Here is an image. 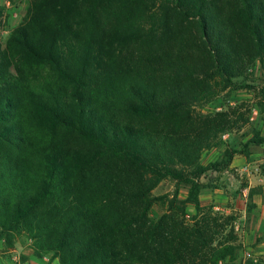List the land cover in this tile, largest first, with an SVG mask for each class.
Listing matches in <instances>:
<instances>
[{"label": "trees", "instance_id": "16d2710c", "mask_svg": "<svg viewBox=\"0 0 264 264\" xmlns=\"http://www.w3.org/2000/svg\"><path fill=\"white\" fill-rule=\"evenodd\" d=\"M256 66L264 0H27L0 32L5 248L24 239L59 264H233L238 217L199 195L236 151L200 161L247 120L202 110ZM166 180L174 190L154 195Z\"/></svg>", "mask_w": 264, "mask_h": 264}, {"label": "rangeland", "instance_id": "374dc122", "mask_svg": "<svg viewBox=\"0 0 264 264\" xmlns=\"http://www.w3.org/2000/svg\"><path fill=\"white\" fill-rule=\"evenodd\" d=\"M2 5L6 7L7 20L6 23H0V32L3 41H6L24 17L27 0H13L11 3L2 1ZM243 80L248 88L225 92L202 110L205 114L227 112L232 114V118L242 116V120L247 121L244 125L240 121L238 125L243 126L241 129L221 137L216 148L204 151L200 163L208 167L221 161L226 150H234L236 153L233 161L236 163L242 157H246L250 169L243 172L235 164L234 167L221 172L207 171L201 178L203 187L199 195L202 206H213L214 211L227 214L233 212L238 217L236 228L240 238L245 231L248 232L251 220L256 219L255 200L264 201V142L259 145L250 143L257 138H264V70L256 66L248 71ZM249 186L253 189L248 190ZM174 187L172 181L166 180L153 191V194L157 196L170 193ZM187 193L188 187L182 185L180 198L185 199ZM187 212L190 216L195 214L191 204L188 205ZM156 214L157 209L154 210V215ZM255 244L259 243L251 242V246L250 244L243 246L233 264H264V255L256 254ZM14 250L16 257L9 256L6 264H59L58 260L49 261V257L34 258L29 244L24 239L16 243Z\"/></svg>", "mask_w": 264, "mask_h": 264}, {"label": "crops", "instance_id": "0c3cea01", "mask_svg": "<svg viewBox=\"0 0 264 264\" xmlns=\"http://www.w3.org/2000/svg\"><path fill=\"white\" fill-rule=\"evenodd\" d=\"M234 160V159H233ZM247 158L246 157H242V159L238 160V162H234L232 161V164L230 167H234V165L236 164L239 167L240 171H249L250 169V163H246ZM261 180V179H260ZM253 187V185H252ZM251 190L253 188H251V186H249L248 190ZM263 191H264V187H263ZM246 193V190L244 191V195ZM255 204H256V219H252L250 222V226L249 229L247 230L248 232H244L243 235H241V241L243 243V246H245L246 244H250L251 246V242H258L259 244L255 246V250H256V254H263L264 255V201L260 200V201H256L255 200ZM258 251V252H257ZM16 250L14 249H6L4 246V242L3 240H0V264H6V260L7 258H9V256H14L13 258H15L16 256ZM35 258V257H34Z\"/></svg>", "mask_w": 264, "mask_h": 264}, {"label": "built area", "instance_id": "2783aa9c", "mask_svg": "<svg viewBox=\"0 0 264 264\" xmlns=\"http://www.w3.org/2000/svg\"><path fill=\"white\" fill-rule=\"evenodd\" d=\"M250 256V255H249Z\"/></svg>", "mask_w": 264, "mask_h": 264}]
</instances>
